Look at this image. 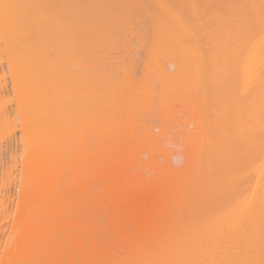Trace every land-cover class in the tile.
I'll return each mask as SVG.
<instances>
[{
    "label": "bare ground",
    "instance_id": "bare-ground-1",
    "mask_svg": "<svg viewBox=\"0 0 264 264\" xmlns=\"http://www.w3.org/2000/svg\"><path fill=\"white\" fill-rule=\"evenodd\" d=\"M133 14L145 16L150 23V38L154 46L158 45L150 44L155 53L150 50V58L157 59L156 51L161 48L164 56L167 53V58H173L168 60L175 59L181 66L186 112V122L182 123L191 139L190 131L196 133L197 142L188 150L194 162L192 181L186 185L190 203L184 196L191 205L187 207H191L192 221H186L192 223L188 227L192 241L186 242L182 235L178 237L182 240H177V234L175 240L169 239L170 232L168 239L174 241L140 246L143 251H135L138 254L133 253L127 264H264V0H0V138L17 126L21 131L19 164L9 163L0 173L3 189L13 165L20 167V212L15 231L10 230L14 234L7 242L11 244L10 253L5 251L9 254L5 253V264H49V256L57 259L59 254L62 264L87 263L84 175L89 169L85 171L82 162L71 161L74 152H82L80 147L89 145L90 138L85 135L87 111L89 104L91 107L100 99L95 88L105 83L104 45L108 49L110 39L117 42L124 36L121 33L126 32L127 22L132 20L129 15ZM120 15L127 20H120ZM116 16L119 25H127L117 32L122 36L113 33L117 39L110 34L116 31L112 21ZM102 20L109 21L108 25ZM106 26L112 38L104 35ZM72 137L78 143L74 152ZM81 167L83 172H79ZM67 216L75 217L72 224H66ZM72 237L78 248L75 256L71 249L66 250L69 243L64 244ZM52 261L57 264V260Z\"/></svg>",
    "mask_w": 264,
    "mask_h": 264
},
{
    "label": "rangeland",
    "instance_id": "rangeland-1",
    "mask_svg": "<svg viewBox=\"0 0 264 264\" xmlns=\"http://www.w3.org/2000/svg\"><path fill=\"white\" fill-rule=\"evenodd\" d=\"M129 16L130 19L132 20L131 21L128 20L127 25L129 26L125 25L124 23L125 27L127 26V28L124 29L126 30V32H122L124 25L123 27L119 25L120 21L117 18V16L115 18L116 20L115 19L112 20L116 22V26L112 25V27L114 26V29L116 31L110 34L112 35L113 33L118 34L122 32L121 34L124 35L123 36L124 38L122 37L123 39L120 37L122 42L120 41V38L117 39L118 35L122 36L121 34L118 35L113 34L116 35L115 37L117 39V42L114 41L115 42L114 43L110 39L111 42L110 43L108 42L109 39L107 38L108 41H106V43L107 45H109L110 43L111 46L109 45L107 49L106 48L107 46L104 45L105 49H103L104 50L103 52L105 54L103 53L104 66L102 69V79L105 83H99L101 84V86L99 87L102 91L99 89V87L95 88L100 91L98 93H100L99 101L101 104H99L98 101L97 104H99V108L96 103L93 104L94 97L90 95L89 100L90 103L93 104V106L91 105L92 107L91 108L89 104V108L87 111L88 119L86 123L85 135L86 137L88 136V138H90L89 139L90 146L87 145L88 142L86 140L88 139H86L85 142H87L86 145L89 146V151L87 150L88 153L85 152L86 151L85 148L87 147V146L85 147V145L83 146V148L80 147L81 148L80 150L82 152L80 151L74 152V150L78 148V143L74 139V137H72L73 138L71 140L72 142H70V144L72 145L70 147H72V150L75 153V155L72 157L71 163L76 164L77 161L82 162L84 163L83 165H85L84 167L81 164L84 168H86L85 171L89 169L85 172V173L89 172L87 173L88 175L86 174H85L86 176L84 175L85 178L84 180L86 181V186H87V188H85V192L87 194L85 193L86 195L84 196L87 204L85 211L87 218L84 226L85 228L84 234L86 235L85 258L86 260L88 258L90 262L89 263L87 260L86 264H94V262L95 264H105L107 262L109 264H119L120 262H123V264H127L130 261V258L133 257L134 255L133 253H135V251H138V249L140 250L138 253H141L143 251L142 249L139 248L140 246L142 248L143 246L148 247L149 245L151 247L156 246L157 244L159 245V243L165 244L167 243V241L168 242L174 241L175 238L176 237L178 238L180 235H182L181 238L184 237L186 242L188 241L189 243L192 241L189 239V236H191L189 234L191 230L189 231L188 228L191 226L192 223L187 222L188 218L189 221H192L191 218L192 214L189 215V213H191L190 211L191 207L189 208L187 207L188 205H190L188 203H190L191 200L189 196L190 194L188 193L189 187L187 188L186 185L190 184L192 181L191 174H193V172L192 173L190 172L192 171L191 170L193 166L192 164H194V162H192L193 158L192 157L189 158L191 156V153L188 152V150L189 149L192 150L193 146L196 145L193 143L197 142V141L194 142L196 140L195 137L197 136L195 132H192V130L190 131V133L191 134L193 133V137H194L192 138L193 140L190 138V136H187L186 134H188L189 131L188 130H186V132L184 131L185 126L184 123H182V121L186 122L184 116L186 113L185 106L183 105L184 94H182L185 92L184 78H182L184 76V73L183 70L181 69V66H177L178 62L176 63L175 59L172 60L173 58L170 56L172 59L168 60L170 59V57L169 56H168L169 58L166 57V55H168L166 53L168 52V49L165 47L164 48L167 49L165 50L166 51L165 56L163 53L164 51L161 48H159V51H156L158 57L155 56V58L157 59H154L153 58L154 56H151L150 58V55L154 53L153 52L154 50L151 47H153L154 46L153 44L155 43L152 40L153 38L151 34L150 23H148L145 16L143 15H142L143 17L140 16V14H137V16L135 14ZM120 20H123L122 17ZM100 22L101 23L103 22L105 26L107 20H102ZM108 23L106 25H108ZM121 24H123V22ZM100 27L98 29H100ZM112 27L108 26L109 29ZM138 28L141 29L139 30ZM93 31L96 30H94L93 28ZM106 31H108V29L104 31L105 33L104 35L108 34V37L109 36L111 37V35L108 33L111 31L108 32ZM129 33L132 36H130ZM97 34L98 33H96V35ZM100 37L102 38L103 35L102 36L100 35L99 38ZM115 37L113 36V38ZM103 39L104 38H102V40ZM102 40L101 43H103ZM150 41L153 43H151ZM140 42L141 44H138ZM112 43L114 44L112 45ZM128 44H129V48H128ZM150 44L153 46H151ZM138 48L141 49L139 50ZM133 50L135 52V55ZM143 50H146L145 53ZM150 50L152 51V53L150 52ZM112 51H115L114 54ZM145 54H147L148 56L147 58ZM105 55H106V59L104 57ZM119 55L122 57L123 60H121V57ZM161 56H163V58ZM132 60L135 62H133ZM164 60L166 62L168 60V62L166 63ZM172 62H175L176 65L173 64L171 66ZM116 63L118 65H116ZM125 63L128 66H126ZM168 65L170 66L168 67ZM3 67L6 68V64H2V68ZM143 67L145 68L143 69ZM160 67L162 71H160L161 70ZM7 83H6V87L10 88L11 87L10 82ZM91 89L90 91L93 92L94 88ZM171 98L173 100H171ZM11 104H10L11 108L12 109L15 108L14 101H12ZM181 105L183 108L181 107ZM96 107L97 109H95ZM182 109L184 110L182 111ZM98 110L99 113L97 112ZM92 113H95V117L98 118L95 119L94 114ZM173 115L175 119L174 121L172 120ZM183 116H184V120H181L183 119ZM92 117L94 120L92 119ZM178 119H180L179 123L176 122L178 121ZM188 127H190L191 129L193 128V125L190 126L189 124ZM11 130L12 132L10 131L11 132L9 133L10 135L8 134V136L6 135L4 138H0V163H1L0 166H2V168H0L1 174L9 163H13V162L15 163L17 161L19 164L20 161L21 131L18 126L16 127V130L14 129ZM97 130L100 133H98ZM96 132L98 133V135L96 134ZM89 133L91 135L90 137H89ZM183 135L185 136V138H183L184 137ZM97 137L100 140H98ZM97 140L99 142H97ZM191 144H193V146ZM84 152L86 154H84ZM186 152L189 154L186 155L187 154ZM194 155L195 153L192 154V156ZM83 156L85 159L83 158ZM98 156L101 159H98L99 158ZM184 157H187V159L184 160ZM185 161H187V163H185ZM18 164L13 165L12 169L10 170L11 172H9L10 175L9 176L7 175L8 177L6 179L7 185L5 184V187L6 186L7 187L0 189V201L2 202L1 205H3L0 206L2 209V211L0 209V264L2 263L5 264V262L8 260L7 258L9 257L8 253H10L9 247L11 242L8 244L7 242L12 241L13 238L12 233L15 231L13 230L15 228L14 225L19 217V212H20L17 202L21 196L19 190V181L21 180V176L19 170L20 167ZM95 165L96 167H94ZM84 168L81 167L82 170H80L79 172L81 171L83 172ZM181 171L184 172V174ZM92 172L99 174L97 175L95 174L94 176ZM99 175L101 176V178H99ZM168 181H169V185L167 183ZM184 182H186L185 185L183 184ZM184 186H186V188H183ZM177 188L179 190H177ZM186 192L187 194H185ZM184 196H186L189 200H186L187 198ZM181 197H183L182 201H180L181 199H179ZM185 200L188 203L185 202ZM184 212H186V214ZM176 215H178V217ZM173 216H175V218ZM73 217L74 216L70 218V216H67L64 218L67 225L72 224V221L75 220V217L74 220ZM173 220L175 221V226ZM186 228L188 229V231L187 230L183 231V229ZM10 230L13 232H11ZM172 231H174L175 233ZM173 233L175 235L172 236ZM168 235H170L169 239H174V240L169 241ZM160 238H162L163 240ZM87 239L89 240V242L87 241ZM177 240H182V239L178 238ZM185 241L183 243H186ZM176 242L180 243L179 241ZM6 244L8 246L7 248H6ZM64 244L65 245L68 244L67 246L68 249L66 250L69 251L71 249L74 256L75 253L76 254L78 253V248L75 244L73 237L72 239L65 240ZM126 245L128 246V248ZM131 247H134V250H132L133 248ZM127 249L128 251L126 252ZM5 251L8 253H6ZM91 251H94L95 253ZM111 251H114L115 253L117 251V254ZM5 253L7 254L8 257L6 256ZM104 253L105 255L107 253L106 255L107 257L104 255ZM138 253H135V255ZM57 254H59V252ZM59 255H57L56 257L57 259L55 258L54 259L57 260L56 261L57 264L59 263L62 264L63 263L62 255L60 256L61 258L58 257ZM92 255L94 256V259ZM123 257L124 259H122ZM52 258H53L52 255L51 258L49 256V262H50L49 264H52L51 260L55 261ZM58 258L61 259V261H59ZM63 258H64V253H63ZM74 259H75L74 261L76 260L79 261L78 255ZM103 261H105V263Z\"/></svg>",
    "mask_w": 264,
    "mask_h": 264
}]
</instances>
